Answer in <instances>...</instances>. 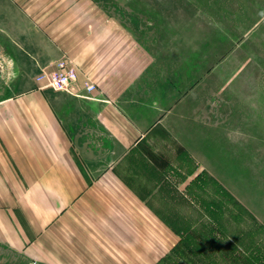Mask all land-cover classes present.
I'll return each instance as SVG.
<instances>
[{"label":"crops","instance_id":"0c3cea01","mask_svg":"<svg viewBox=\"0 0 264 264\" xmlns=\"http://www.w3.org/2000/svg\"><path fill=\"white\" fill-rule=\"evenodd\" d=\"M174 1L0 0V263L161 264L190 235L264 264V85L195 79L187 115L203 0ZM65 56L70 89L37 79Z\"/></svg>","mask_w":264,"mask_h":264},{"label":"rangeland","instance_id":"374dc122","mask_svg":"<svg viewBox=\"0 0 264 264\" xmlns=\"http://www.w3.org/2000/svg\"><path fill=\"white\" fill-rule=\"evenodd\" d=\"M174 3L172 0L171 4ZM202 20L204 42L201 56L199 48L197 58L191 57L192 60L188 61V68L191 63H196L197 73L194 78H187V115H193L190 106L196 93L204 100L210 96L215 100H225L232 95L221 89L227 85H249L251 88L264 85V0H203ZM193 47L187 45L188 54ZM258 72H262L259 77ZM195 79L196 93L193 88ZM211 90L220 92L211 93ZM246 95L255 99L258 94L251 92ZM207 231L203 229L199 235H206ZM192 232L195 233L194 230ZM209 241L210 238L205 236L195 238L188 235L185 247L179 248L171 259L161 264H218L211 262L210 253L205 252L210 246Z\"/></svg>","mask_w":264,"mask_h":264},{"label":"built area","instance_id":"2783aa9c","mask_svg":"<svg viewBox=\"0 0 264 264\" xmlns=\"http://www.w3.org/2000/svg\"><path fill=\"white\" fill-rule=\"evenodd\" d=\"M38 80H44L45 86L52 87L56 90H68L78 80V69L75 63L66 56L58 60L55 68L49 72H44L37 77ZM97 85L89 78L84 80V88L88 93H92Z\"/></svg>","mask_w":264,"mask_h":264},{"label":"trees","instance_id":"16d2710c","mask_svg":"<svg viewBox=\"0 0 264 264\" xmlns=\"http://www.w3.org/2000/svg\"><path fill=\"white\" fill-rule=\"evenodd\" d=\"M178 249H179V245L175 246V247L173 248V250L170 252V254L166 255L165 258H163V259H164L163 263H165V262H167L169 259H171L172 254H173V253H176V252L178 251Z\"/></svg>","mask_w":264,"mask_h":264}]
</instances>
